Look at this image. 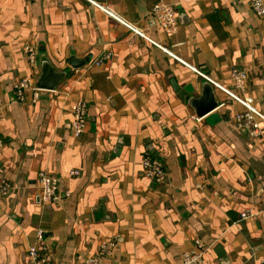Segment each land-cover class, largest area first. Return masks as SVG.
Returning <instances> with one entry per match:
<instances>
[{
    "label": "crops",
    "instance_id": "obj_1",
    "mask_svg": "<svg viewBox=\"0 0 264 264\" xmlns=\"http://www.w3.org/2000/svg\"><path fill=\"white\" fill-rule=\"evenodd\" d=\"M94 1L184 63L88 0H0V170L11 185L0 192V264H32L39 230L53 264H81L105 242L110 264H181L198 239L205 264H264V123L252 137L236 123L245 107L218 88L224 105L201 120L185 102L200 82L194 69L233 89L238 66L248 79L236 92L264 113V17L249 0ZM159 1L176 8L172 36L150 17ZM26 45L68 75L19 102L16 82L35 87L41 73ZM80 99L89 121L75 136ZM146 153L164 161L163 182L143 173ZM42 171L57 176L58 202L41 200Z\"/></svg>",
    "mask_w": 264,
    "mask_h": 264
},
{
    "label": "built area",
    "instance_id": "obj_2",
    "mask_svg": "<svg viewBox=\"0 0 264 264\" xmlns=\"http://www.w3.org/2000/svg\"><path fill=\"white\" fill-rule=\"evenodd\" d=\"M94 5L98 6L110 17L116 19L124 26H126L135 35L144 38L155 46L161 48L169 56H173L180 60L173 52L157 43L153 38L145 33V30L141 28L137 23L130 22L119 15L117 12L107 6L98 4L94 0H88ZM250 6L256 15L264 17V0H249ZM150 17L158 25L167 36L174 35L178 30V15L176 8L173 4L166 1L157 2L150 11ZM24 53L31 65L37 64V50L32 45L24 46ZM111 58V52L102 53V55L95 60V64L101 65L104 61ZM183 62L182 60H180ZM184 63V62H183ZM199 75L208 78L216 88L225 92L230 98L239 102L245 107V111L236 114V123L239 127L246 128L252 137L258 138L262 135V123H264V113H262L255 105L254 99L250 96L240 95L236 91L241 92L246 88V82L248 79V72L238 66H234L231 69L230 76L233 84V89H229L226 86L219 84L213 80L207 74L202 71L194 69ZM34 90L35 98L39 97L40 90L35 88L30 79H22L16 82L14 86L15 96L19 102H23L26 99V92L28 90ZM0 104H5L0 94ZM72 113L74 120L72 122V132L75 136L82 134L88 125V103L84 99L78 100L72 105ZM143 173L146 177L156 181L163 182L167 176L166 165L162 159L155 157L150 153H146L142 160ZM71 175H79V170H72ZM39 186H40V198L46 202H58L59 197V180L56 175L47 171H42L39 174ZM11 190L10 183L4 177L0 170V192L3 194L8 193ZM251 210H246L241 213L243 220L253 217ZM45 236L42 230L38 232V244L31 245L28 249L29 260L32 264H53V258L51 254V248L44 242ZM112 243L105 242L100 247L98 253L85 257L81 264H110L108 258L112 253ZM195 249L193 251H187L183 254L181 264H205V253L207 246L201 241L196 240Z\"/></svg>",
    "mask_w": 264,
    "mask_h": 264
},
{
    "label": "water",
    "instance_id": "obj_3",
    "mask_svg": "<svg viewBox=\"0 0 264 264\" xmlns=\"http://www.w3.org/2000/svg\"><path fill=\"white\" fill-rule=\"evenodd\" d=\"M89 58L82 62L75 64L76 67L85 65ZM38 66L40 67V76L35 83V87L39 90H56L61 85L63 79L68 75L67 70H58L50 62V60L43 58L42 54H38ZM215 85L206 77L201 76L200 82L196 87L188 86L187 91L190 93L185 102L194 110L195 118L201 120L205 116L213 113L217 108L224 105L221 98L216 93Z\"/></svg>",
    "mask_w": 264,
    "mask_h": 264
},
{
    "label": "rangeland",
    "instance_id": "obj_4",
    "mask_svg": "<svg viewBox=\"0 0 264 264\" xmlns=\"http://www.w3.org/2000/svg\"><path fill=\"white\" fill-rule=\"evenodd\" d=\"M242 105V104H241Z\"/></svg>",
    "mask_w": 264,
    "mask_h": 264
}]
</instances>
